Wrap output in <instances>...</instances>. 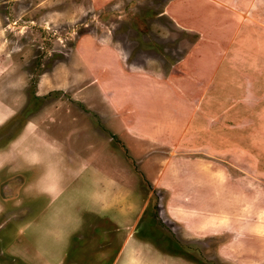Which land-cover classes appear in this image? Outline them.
Here are the masks:
<instances>
[{
    "label": "rangeland",
    "instance_id": "rangeland-1",
    "mask_svg": "<svg viewBox=\"0 0 264 264\" xmlns=\"http://www.w3.org/2000/svg\"><path fill=\"white\" fill-rule=\"evenodd\" d=\"M166 1L0 0V148L23 130L27 136H22L21 145L26 154L40 153L46 163V140L54 138L63 146L61 168L65 174L64 196L53 204L34 188L43 165L29 167L18 160L14 171L0 170V264H264V258H246L260 253V247H251L245 255L233 233L199 228L194 222L213 219L207 225L216 221L231 224L230 218L235 220L226 208L218 214L219 220L216 212L194 213L188 217L193 221L170 216L165 188L150 181L147 184L110 134L116 133L128 153L137 156L136 150L141 149L122 129L120 118L109 117L112 113L107 110L111 109L97 92L89 93L96 106L82 99L85 83L76 81L86 77L92 91L97 88L94 83L100 78L109 81L110 75L116 80L115 92L131 88V82L121 80L130 77L117 66L114 55L106 59L94 49L100 36L107 33L121 40L128 60L136 56L138 45L160 50L169 45V39L156 33L161 28L172 30L164 18ZM148 18H154V24ZM135 30L152 38L140 33L133 36ZM99 60L112 64L104 71L107 74L99 73ZM99 107L107 113L106 119L99 115ZM72 127L78 129L74 134ZM177 134L174 131L170 136ZM204 135L208 134L201 133L196 141ZM183 142L179 138L177 144ZM250 147L248 159H238L237 165L252 164L248 167L254 169L256 163L259 167L264 147ZM135 161L137 164L138 159ZM146 168L156 166L147 163ZM122 186L132 189L134 195L124 192ZM131 200L132 209L125 212L124 204ZM53 209L56 215H52ZM236 220L239 225V217ZM240 232L244 236L245 231ZM247 232L248 236H262ZM221 251L228 260L221 258Z\"/></svg>",
    "mask_w": 264,
    "mask_h": 264
},
{
    "label": "crops",
    "instance_id": "crops-1",
    "mask_svg": "<svg viewBox=\"0 0 264 264\" xmlns=\"http://www.w3.org/2000/svg\"><path fill=\"white\" fill-rule=\"evenodd\" d=\"M163 12L172 30L156 31L170 40L161 50L138 45L136 56L128 60V51L121 40L105 33L100 42H94V49L103 58L114 55L117 66L130 77L121 80L132 84L129 89L115 92L116 80L110 75L109 81L100 78L94 83L97 88L92 91L89 89L92 85L85 82L89 77L78 79L77 84L85 83L82 99L96 106L89 93L97 92L99 100L111 109L107 110L112 113L109 117L120 118L122 129L141 149L136 150L137 156L129 154L134 161L138 159L135 165L150 183L165 188L170 216L186 221L192 220L188 217L194 213L216 212L219 220L218 214L226 208L235 220L230 218L232 225L222 221L207 225L213 219L194 222L199 228L206 226L233 233L245 255L251 252V247H260V253L246 258L261 260L264 258V0H167ZM147 20L154 24V18ZM139 33L135 30L133 36ZM140 34L152 38L149 33ZM153 37L160 43L154 32ZM99 66V73L112 68L106 60H99ZM98 113L106 119L107 113L100 107ZM76 130L72 127L70 132L74 134ZM174 131L178 134L172 138L170 134ZM22 132L18 137L26 138L27 133ZM201 133L208 135L196 141ZM113 135L124 143L116 133ZM179 138L184 146L177 144ZM250 145L262 150L259 167L256 163L254 169L248 167L252 164L237 165L238 159H248L246 152L253 150ZM226 151L228 156L224 154ZM147 163L156 169L148 170ZM125 176L128 177L127 173ZM120 188L134 195L127 186ZM133 204V200L125 203L123 210L129 212ZM194 222L191 224L196 226ZM243 230L244 236L240 232ZM247 230L262 236H248Z\"/></svg>",
    "mask_w": 264,
    "mask_h": 264
},
{
    "label": "clouds",
    "instance_id": "clouds-1",
    "mask_svg": "<svg viewBox=\"0 0 264 264\" xmlns=\"http://www.w3.org/2000/svg\"><path fill=\"white\" fill-rule=\"evenodd\" d=\"M46 147L48 160L45 163L40 153L29 152L26 154L21 145V137H17L10 141L6 147L0 148V170L8 168L9 171H14L18 160L23 161L29 167L43 165V171L34 181V188L41 196L46 197L50 203L55 204L65 193V174L61 168L63 146L53 138L46 140ZM52 215H56V209H53ZM49 225L55 227V225H51V221H49ZM219 254L222 259H229V257L223 255L222 251Z\"/></svg>",
    "mask_w": 264,
    "mask_h": 264
},
{
    "label": "trees",
    "instance_id": "trees-1",
    "mask_svg": "<svg viewBox=\"0 0 264 264\" xmlns=\"http://www.w3.org/2000/svg\"><path fill=\"white\" fill-rule=\"evenodd\" d=\"M114 138L115 141H117L119 143V145H121V147L124 149V152L126 153L127 157L131 160V162L133 163L135 169L142 175L143 179L145 180V182L147 184H149L148 180L146 179V177L144 176L143 172L141 170H139L136 165H135V161L134 159L132 158V156L128 153L126 147H125V144L119 139L117 138L115 135L111 134Z\"/></svg>",
    "mask_w": 264,
    "mask_h": 264
},
{
    "label": "flooded vegetation",
    "instance_id": "flooded-vegetation-1",
    "mask_svg": "<svg viewBox=\"0 0 264 264\" xmlns=\"http://www.w3.org/2000/svg\"><path fill=\"white\" fill-rule=\"evenodd\" d=\"M6 183H4V185H5Z\"/></svg>",
    "mask_w": 264,
    "mask_h": 264
}]
</instances>
